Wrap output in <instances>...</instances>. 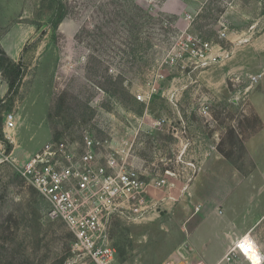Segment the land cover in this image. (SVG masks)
<instances>
[{
	"label": "rangeland",
	"instance_id": "1",
	"mask_svg": "<svg viewBox=\"0 0 264 264\" xmlns=\"http://www.w3.org/2000/svg\"><path fill=\"white\" fill-rule=\"evenodd\" d=\"M132 1L151 18L136 17L128 0H0V48L22 65L12 91L0 73V264H94L16 170L47 141L82 150L87 134L103 144L102 155L109 145L124 149L119 161L133 164L143 180L172 183L149 187L145 210L108 217L105 234L115 250L109 264H207L190 246L196 231L209 255L221 243L203 239L218 230L254 231L264 239V154L247 79L222 88L212 71L221 61L203 70L167 62L187 26L226 49L235 44L219 37L221 23L235 43L258 34L264 0ZM129 17L140 20L138 41ZM90 22L106 34L95 51L89 36L79 37ZM87 47L99 66L88 62ZM108 74L122 78L116 94L99 86ZM7 114L15 120L12 130H4Z\"/></svg>",
	"mask_w": 264,
	"mask_h": 264
},
{
	"label": "built area",
	"instance_id": "2",
	"mask_svg": "<svg viewBox=\"0 0 264 264\" xmlns=\"http://www.w3.org/2000/svg\"><path fill=\"white\" fill-rule=\"evenodd\" d=\"M220 25L218 34L223 39L227 37L228 27L223 23ZM227 54L221 45L187 26L175 38L167 62L173 66L203 70L222 61ZM247 79L252 83L256 77L248 75ZM232 80L239 82L240 76ZM143 98L137 96L139 100ZM163 121L157 120L156 124L161 125ZM14 127L13 114H7L4 130ZM101 146L100 141L88 134L83 137L82 150L62 142L47 141L16 170L46 203L47 215L61 220L73 234L74 248L89 256L94 264H109L115 250L105 234L108 217L117 212L145 210L151 197L149 187L161 189L172 183L158 177L143 180L133 164L126 163L125 159L119 161L117 155L124 149L115 150L109 145L110 150L102 155ZM188 165L195 168L191 162ZM166 175L173 174L166 171ZM237 255L248 264H264V254L249 234L236 239L226 249L222 260L232 263Z\"/></svg>",
	"mask_w": 264,
	"mask_h": 264
},
{
	"label": "crops",
	"instance_id": "3",
	"mask_svg": "<svg viewBox=\"0 0 264 264\" xmlns=\"http://www.w3.org/2000/svg\"><path fill=\"white\" fill-rule=\"evenodd\" d=\"M159 9L163 12L174 14H178L180 11L178 8L169 6H161ZM225 14H227V12H225ZM261 18H264V14H260L256 22ZM256 22H254V24H256ZM227 37L230 42L235 45H233L230 49L224 48L228 53L227 57L224 58L221 63L213 67L212 71H217V77L220 78L219 83H221L222 88H226L227 81L231 80L235 76H240L241 78L244 77L246 79L248 75L256 77V80L252 83H250L247 79L245 94L251 109L259 117L262 124L261 131L259 133L261 140L258 142V145L262 150V152L260 151L261 154H264V29L253 37L241 38L240 43H235L233 38L231 39L229 36ZM207 73L209 74V72ZM208 84L210 87L215 85L212 80H208ZM196 233L197 231L193 233L194 237L191 236V233L189 234L190 246L202 253L203 260L207 264H217L219 262L224 264V261L222 260L224 254L221 255V251L225 253L226 249L229 248L236 239L245 234H249L253 237L261 252L264 254V239H261L257 232L254 231L246 233L226 229L224 231L218 230V232L213 235L209 234L208 238L203 239V241L210 239L215 244L218 243L219 245L221 243L222 249H219V252L214 255H209V249L207 248H204V250L201 247L199 248L196 238H202L203 233ZM239 257L244 260L242 256ZM233 262L240 264L238 258H236ZM244 264L248 263L244 260Z\"/></svg>",
	"mask_w": 264,
	"mask_h": 264
},
{
	"label": "trees",
	"instance_id": "4",
	"mask_svg": "<svg viewBox=\"0 0 264 264\" xmlns=\"http://www.w3.org/2000/svg\"><path fill=\"white\" fill-rule=\"evenodd\" d=\"M128 6H131V10H133L136 17L138 18L146 17L147 19L151 18V16L147 14L145 10H143L137 4H135V2L133 1L131 2V0H128ZM129 20L133 22L132 24L129 23V27L131 28L130 32L135 35V40L138 41L139 36H137V33L139 32V29L141 27L140 20L135 19L133 17H129ZM82 32L85 33V35L89 36V39L92 41V42H88L87 44L89 45V47H91L93 51L96 50V47L94 46V44L97 42V39L99 37L106 36V34L102 30V26L98 25L97 22L96 23L90 22L87 25H83V27L81 28V32H79V37L82 36ZM138 45L142 46V43L137 44V46ZM147 45L148 46L150 45L149 42H147ZM87 49L89 50V54L87 57L88 62L91 63L92 67L99 66L100 61L95 56L94 52L93 51L90 52V49L88 47ZM131 50L133 51L134 48H131ZM107 71H108V68L106 67V69H104V72H107ZM0 73L2 77L4 78V80L6 81L9 91H12L13 89L16 88L22 76V65L20 61L18 62L14 61L12 58L6 55V53L1 48H0ZM121 81H122L121 77H119L118 81H114L113 76L108 74L105 82H99V86L105 91H109V92H112L113 94H116L120 91L119 85H121ZM121 89H123V87H121ZM255 118L260 124V127H262L261 121L256 114H255Z\"/></svg>",
	"mask_w": 264,
	"mask_h": 264
}]
</instances>
